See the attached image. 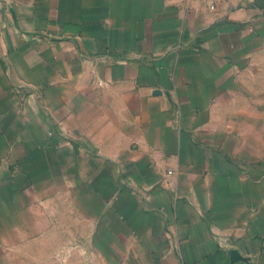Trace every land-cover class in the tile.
Segmentation results:
<instances>
[{
  "label": "crops",
  "instance_id": "0c3cea01",
  "mask_svg": "<svg viewBox=\"0 0 264 264\" xmlns=\"http://www.w3.org/2000/svg\"><path fill=\"white\" fill-rule=\"evenodd\" d=\"M0 264H264V0H0Z\"/></svg>",
  "mask_w": 264,
  "mask_h": 264
}]
</instances>
